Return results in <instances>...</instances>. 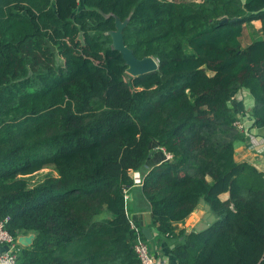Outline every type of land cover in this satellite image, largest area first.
<instances>
[{"label":"trees","instance_id":"obj_1","mask_svg":"<svg viewBox=\"0 0 264 264\" xmlns=\"http://www.w3.org/2000/svg\"><path fill=\"white\" fill-rule=\"evenodd\" d=\"M116 21L155 72L126 73ZM239 89L263 128L264 0H0V219L34 235L16 264H141L124 191L153 143L171 158L143 177L151 226L170 235L201 201L215 216L177 264H264V173L233 158Z\"/></svg>","mask_w":264,"mask_h":264},{"label":"crops","instance_id":"obj_2","mask_svg":"<svg viewBox=\"0 0 264 264\" xmlns=\"http://www.w3.org/2000/svg\"><path fill=\"white\" fill-rule=\"evenodd\" d=\"M255 31H259L261 24L259 21L252 23ZM251 31H243L242 45L246 46L251 41ZM261 35L259 34V37ZM245 37V38H244ZM229 107L234 113L235 120L244 123L245 130L238 132L240 139L233 142V158L236 163L247 162L260 171H264V127L256 128L252 126L250 113L254 107V102L250 94L245 89L233 92L230 97ZM235 130V129H234ZM236 131V130H235ZM263 141V143H262ZM165 155L157 150V145L153 143L150 157L145 165L134 171L131 175L132 186L130 187V197L126 201V213L134 229L139 230L142 238L147 242L150 252L159 264H177L176 259L171 254V249L184 241V237L191 232H198L206 229L215 220V216L210 212L208 206L201 201L196 209L182 222L173 224L172 232L166 236L151 226L150 207L141 194V185L144 175L155 164L164 162ZM264 173V172H263ZM226 193L220 195L221 199H226ZM148 229L149 239H146L142 229Z\"/></svg>","mask_w":264,"mask_h":264},{"label":"built area","instance_id":"obj_3","mask_svg":"<svg viewBox=\"0 0 264 264\" xmlns=\"http://www.w3.org/2000/svg\"><path fill=\"white\" fill-rule=\"evenodd\" d=\"M233 129L238 132L245 130V125L239 120H235L232 123ZM171 156L165 154V159L169 160ZM130 197L129 188L124 191V199L128 201ZM9 221V217L0 219V264H16L17 252L19 250V244L17 238L13 237L7 230L6 224ZM166 236H168L166 234ZM134 252L141 264H159L156 258L152 255L147 245V242L141 237L137 239L134 244Z\"/></svg>","mask_w":264,"mask_h":264},{"label":"water","instance_id":"obj_4","mask_svg":"<svg viewBox=\"0 0 264 264\" xmlns=\"http://www.w3.org/2000/svg\"><path fill=\"white\" fill-rule=\"evenodd\" d=\"M225 22H227L226 19H224L221 23ZM125 24L126 23L116 21L115 30L110 32L109 35L111 38L113 49L121 54L122 59L127 66L126 73L131 77H137L140 75L155 72L158 68L157 61L155 59H153L152 57H144L142 59H138L133 55L132 51L125 46L122 35ZM142 233L146 239H149L147 228H143ZM33 237V234L19 236L17 238V242L21 247H28L31 245Z\"/></svg>","mask_w":264,"mask_h":264},{"label":"rangeland","instance_id":"obj_5","mask_svg":"<svg viewBox=\"0 0 264 264\" xmlns=\"http://www.w3.org/2000/svg\"><path fill=\"white\" fill-rule=\"evenodd\" d=\"M177 1H179V0H177ZM184 2H186V3H193V4H196V3H200V2H202L203 0H183ZM245 38V37H244ZM262 143H263V141H262ZM259 170V169H258ZM48 171H46V170H43V171H41V172H37V173H35V174H33V176H31L30 178H29V183H30V185L31 186H34V185H37V184H39L42 180H44V178H45V176L47 175L46 173H47ZM264 172V171H263ZM143 239V238H142ZM144 240V239H143Z\"/></svg>","mask_w":264,"mask_h":264}]
</instances>
